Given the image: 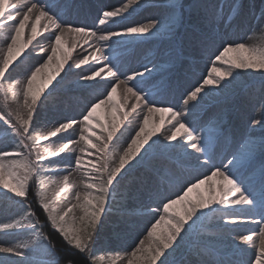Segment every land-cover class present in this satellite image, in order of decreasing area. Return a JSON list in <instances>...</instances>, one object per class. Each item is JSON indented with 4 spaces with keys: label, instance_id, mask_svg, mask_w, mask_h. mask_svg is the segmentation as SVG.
<instances>
[{
    "label": "snow or ice",
    "instance_id": "snow-or-ice-1",
    "mask_svg": "<svg viewBox=\"0 0 264 264\" xmlns=\"http://www.w3.org/2000/svg\"><path fill=\"white\" fill-rule=\"evenodd\" d=\"M18 3L0 0V29L6 24L11 28L0 47V123L11 141L0 147V189L6 190L4 195L19 209L15 217L0 222V233H22L25 239L11 245L0 243V254L19 258L16 264H192L183 258L177 260L181 250L186 249L197 257L196 264H264V159L258 172L256 167L257 152L264 157V138L259 143L246 138L229 151L233 140L222 118L210 117L203 124L186 119L233 87L242 71L264 76V36L259 44H247L232 40L227 32L220 35L218 46L208 58L206 75L180 92L179 98L173 96L176 103L165 105L159 98L173 90L170 69L144 64L142 70L125 71L122 44L113 40L159 35L163 22L152 20L125 26L122 31L104 27L126 21L132 14L129 9L135 11L133 6H139L141 0H124L119 7L100 10L92 26L71 19L73 10L81 7L77 0H28L22 14ZM167 7L172 15L166 27L173 41L165 63L174 64L183 55L182 43L174 31L177 20L182 19L183 5L170 0ZM200 7L205 22L211 17V22L226 28L244 17L240 0H231L227 14L223 5L214 10L209 4ZM259 18L264 19V8ZM206 28V24L193 26L192 35L187 37L189 43H199L205 49L216 44L217 36H210ZM78 45L82 50L74 56ZM29 56L36 59L24 68V78L12 79L6 85L12 72ZM73 73L78 76L77 86L97 90L95 98L78 119L37 124L39 110L47 100L46 90L53 81L59 83L57 77L62 80ZM102 108L106 119L97 115ZM138 108L142 111L138 128L126 147L113 154L114 137L123 134L125 121ZM157 113L159 123L154 120ZM164 114L171 123L166 132L161 131ZM257 125L264 132V119L253 120L250 126ZM204 131L210 135H202ZM155 151L175 159L180 167L153 166L154 175L143 183L148 199L155 205H144V211L153 215L154 222L130 250L106 259L97 253L115 251L103 246L116 185ZM60 164L66 166L67 174L60 175L59 169L52 171ZM184 164L207 171L184 180ZM73 173L79 174V182L72 179ZM56 175L60 178L50 180ZM171 181L180 184L181 190L164 195V186ZM202 186H206L203 191ZM193 192L195 198L190 195ZM241 215L257 228L231 238L229 249L240 258L201 259L220 255L218 248L204 241L215 239L217 233L227 230V225L239 223ZM128 223L116 222V227L124 229ZM245 245L254 250L247 259L243 258L248 252ZM0 264H6V259H0Z\"/></svg>",
    "mask_w": 264,
    "mask_h": 264
},
{
    "label": "rangeland",
    "instance_id": "rangeland-1",
    "mask_svg": "<svg viewBox=\"0 0 264 264\" xmlns=\"http://www.w3.org/2000/svg\"><path fill=\"white\" fill-rule=\"evenodd\" d=\"M123 2L124 0H77V3L81 5L79 9L82 10H73L71 19L76 23L92 26L100 10H111L112 8L121 6ZM169 2L170 0H141L139 6H133L136 9L135 11H132L131 8L129 9V12L132 14L128 16L126 21L104 27H110L114 31H122L125 26L147 24L152 20L162 21L164 24L170 14V8L167 7ZM13 3H17V0H13ZM19 3L17 6H19ZM230 3V0H196L192 4V7L188 9L189 11L185 15L187 27L185 28L184 34H176L177 38L182 43L183 55L174 64L165 63L169 58V53L172 51L171 45L173 35L170 32L160 33L155 36L148 34L143 38L136 36L113 37L114 41H120L122 44V51L125 54V71L129 69L142 70L141 66L144 64H147L149 68L153 67V64H156L163 65L170 69L169 74L173 82V90L164 94L159 99L161 103L165 105L169 102L176 103L177 101L173 99V96L179 98L180 92L195 85L201 80L202 76L206 75L208 58L215 50V47L218 46V37L220 35L227 32L232 40L247 44H259L262 42L261 37L264 36V31H262L264 30V19L259 18V13L264 7V0H247L244 2L243 20L234 22L230 28L211 22V17H209L207 22L204 21V9L200 7V5L209 4L212 6L213 10L223 5L224 12L227 14L228 5ZM105 4H107L106 8L104 6ZM12 11L15 13L16 9L13 8ZM80 12L83 13L82 16H79ZM125 15H127V13ZM19 18L20 17H17V19ZM204 24L207 25L206 30L210 36H217V43L210 44L207 49L202 47L199 43H189L187 39V37L192 35L193 26L199 28ZM10 31V24H6L3 29H0V32L3 33L0 35V47L4 46V36L8 35ZM30 50L31 46L28 51ZM81 50L80 46H78L73 55L76 56ZM35 59L34 56H29L24 60V62L12 72L11 78L6 81V85L11 83L12 79L22 80L24 78V68L26 66L30 67L35 63ZM173 59H175V57H173ZM131 62H134V66L129 68ZM101 63L104 62L101 61ZM79 71L81 70H75L76 73ZM249 71L250 75L245 83H239L238 80L235 81L234 86L227 92L215 96L211 101L204 103L202 108L196 109L192 114L186 117L189 122L195 119L202 124L208 121L210 117L222 118L223 126L228 128L225 130L231 134L233 140L229 151L235 150L238 144L246 138L251 137L257 143L264 138V132L261 131L260 126L257 125L255 128L250 126L253 120L264 119V76L259 72ZM102 75L104 74L102 73ZM61 76H63V73H61ZM63 78L69 81L66 86L61 82L60 84L57 83L53 89L52 86H49L46 90L45 95H47V100L43 101L39 110L36 120L37 124H43L46 121H50L54 124L57 120H66L69 118L78 119L88 102L93 100L97 95V90L95 89H89L87 87L79 88V86L76 85L78 79L77 74H69ZM57 80H60V77H57ZM76 88H79V91H77ZM99 91H102V89ZM49 92L51 93L50 95H48ZM192 103L195 102H190V105ZM10 107L14 108L15 105L10 104ZM98 110L103 112L106 111L103 108ZM164 116L165 125L161 130L162 132H166L171 128L168 115L164 114ZM141 117L142 111L139 108L135 112L130 113L128 121H125V125L121 129L123 134L117 133V136L114 137L115 147L112 148L110 145L113 154L122 150L123 147H126V142L129 140L130 136L134 135L135 130L141 122ZM154 120L156 123H159V113L155 114ZM49 126H51V124H49ZM4 128L5 126L0 123V147L11 143L9 137L4 134ZM202 135H210V132L204 131ZM51 139L54 140L55 138ZM173 143H179V140ZM70 147L74 146L70 145ZM145 147H147V145ZM189 151L194 150L189 149ZM216 151L219 152V148H217ZM61 155L63 156L64 154ZM262 159H264V157H261L259 152H257V170L259 169ZM171 161L176 162L175 159L152 155V157L146 158L143 163L129 171L121 183L116 185L117 191L113 193L114 200L111 202V209L108 214L109 220L106 224V244L103 246L115 249V251H102L100 254L101 256L107 259L109 256L122 255L125 251L130 250L135 243H138V239L146 235V229L151 227V223L154 222V219L153 215L144 211V205L152 204V201L148 199V190L143 181L154 175L153 166L163 164L169 168H178V163L176 162V164H173ZM85 163H87V158H85ZM216 163H219V159L216 160ZM183 166L186 168L185 171L181 170L184 180L193 179L207 171V168H201L197 171L189 164H184ZM57 169L60 170V175L67 174L64 164L53 166L52 171H56ZM59 178V175L50 176V180ZM72 179L79 182V174L73 173ZM204 187L206 186H202L201 191H203ZM164 188V195H171L181 190L180 184L175 181L167 182ZM5 191L6 190L0 189V222H7L9 219L15 217L19 210L18 207L4 195ZM51 191L50 189V192ZM190 195L195 198L196 193L193 192ZM152 206L154 207L155 205L152 204ZM254 218L257 220L259 219L258 216ZM245 219V216L241 215L239 223L227 225V230L217 233L215 239L205 240L204 242L217 244V246L221 248L222 254L217 256H206L201 259L210 261L221 258L225 261L238 260L240 257L234 255L233 251L229 249L231 238L236 234H249L257 228V225L253 222L251 225H245V223H247ZM125 220L129 222L126 228L119 229L116 227V222ZM239 226H243L244 228L237 233L236 228ZM108 237L111 238L110 241ZM22 239H25L22 233H0V243L5 245L14 244ZM243 247L248 248L247 254L243 257L247 259L254 250L246 245ZM185 251L186 249L181 250V254L177 256V260L183 258L186 261H191L192 264H196L197 257L191 253H187V251L185 255L181 257Z\"/></svg>",
    "mask_w": 264,
    "mask_h": 264
},
{
    "label": "trees",
    "instance_id": "trees-1",
    "mask_svg": "<svg viewBox=\"0 0 264 264\" xmlns=\"http://www.w3.org/2000/svg\"><path fill=\"white\" fill-rule=\"evenodd\" d=\"M196 0H178V2L180 4L183 5V13H182V19H179L177 20L176 22V27L174 29L175 33L176 34H180V35H183L184 34V31H185V28L187 27V24H186V21H185V15L186 13L189 11L188 9L190 7H192V4L195 2ZM264 8V7H263ZM171 15H172V10H170V14L166 20V22L163 24L164 27H162V31L161 32H166L168 31L167 30V25L171 23ZM250 75V71H242L240 77L238 78V81L239 83H242V82H246V79L249 77ZM56 83V81H53V84L54 85ZM50 85V87L52 86ZM111 110H109L108 112H110ZM106 112V111H105ZM105 112L103 111H100L98 110L97 111V115L101 118V119H106V115H105ZM93 125L95 126V122L93 121ZM153 139H155V137H153ZM149 143H151V141H149ZM150 152L154 151L153 149H150L149 150ZM157 152V151H155ZM41 178V177H40ZM35 192V189H33V193ZM29 199H31V197H29ZM59 246V245H58ZM216 246V245H214ZM217 247V246H216ZM102 251H98V255L101 254ZM0 259H6V264H16V261L19 259L17 257H13V256H8V257H5L4 254H0Z\"/></svg>",
    "mask_w": 264,
    "mask_h": 264
},
{
    "label": "bare ground",
    "instance_id": "bare-ground-1",
    "mask_svg": "<svg viewBox=\"0 0 264 264\" xmlns=\"http://www.w3.org/2000/svg\"><path fill=\"white\" fill-rule=\"evenodd\" d=\"M19 2H20V3H19V6H18V7H20V9H21V14H22V12H23V10H24V5L28 2V0H19ZM104 6H105V8H106V7H107V4H105ZM78 10L81 11L82 9H78ZM82 14H83V13L80 12V13H79V16H82ZM38 39L42 40L43 37H42V38H38ZM35 43H36V42H34V45H35ZM78 46H79V45H78ZM78 46H77V47H78ZM31 48H32V46H31ZM133 66H134V62H131L129 68H132ZM245 218H246L245 220L247 221V223H245V225H251V223H252L251 220H250L248 217H245ZM243 228H244L243 226H239V227H237V228H236L237 233H239V231L242 230Z\"/></svg>",
    "mask_w": 264,
    "mask_h": 264
}]
</instances>
